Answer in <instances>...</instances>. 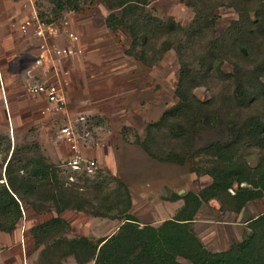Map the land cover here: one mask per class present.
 Instances as JSON below:
<instances>
[{"label":"trees","instance_id":"trees-1","mask_svg":"<svg viewBox=\"0 0 264 264\" xmlns=\"http://www.w3.org/2000/svg\"><path fill=\"white\" fill-rule=\"evenodd\" d=\"M49 1L56 15L84 10L96 0ZM97 1L109 10L108 27L128 31V53L151 65L174 49L180 61L178 101L147 124L145 136L136 143L161 162H191V171L211 176L212 182L198 192L166 197L182 199L184 206L160 225H141L136 215L127 213L113 234L70 238L65 234L71 225L59 214L75 209L105 216L90 197L91 189L99 191L101 185L87 178L86 188L80 190L82 184L70 182L34 143L14 150L0 172V230L13 232L24 215L22 201L32 200L36 210L53 207L58 213L31 229L36 246L43 247L44 264H59L68 255L79 264H264V212L248 219L250 233L245 238L221 251L207 248L194 229L199 209L212 199L227 213L240 212L264 196V0H184L195 12L187 26L155 15L148 9L153 0ZM223 4L235 7L239 18L216 36L214 11ZM197 86L214 87L213 98L200 99L194 92ZM196 127L223 128L229 138L192 151L191 131ZM253 147L261 150L257 166L247 160ZM121 186L131 201L127 185Z\"/></svg>","mask_w":264,"mask_h":264},{"label":"rangeland","instance_id":"rangeland-1","mask_svg":"<svg viewBox=\"0 0 264 264\" xmlns=\"http://www.w3.org/2000/svg\"><path fill=\"white\" fill-rule=\"evenodd\" d=\"M36 7L38 13L42 12L43 20L54 19L56 28L52 35L47 34L49 44L74 49L69 36L74 32L79 37L75 45L79 50L60 57L57 69L53 66L33 69L43 41L33 35V29L24 33L19 28L32 16L29 0H0V172L14 150L37 143L39 151L58 166L70 182L82 184L80 190L86 188L87 178L91 179L89 183L101 185L99 191L91 189L90 197L96 206H101L105 216L75 209L59 214L71 225V230L65 234L70 238L81 235L101 238L113 234L127 213L136 215L141 225H160L165 219L174 217L179 211L169 206L166 197L174 192H198L212 182V177L191 171L189 161L180 165L150 157L136 143V138H143L147 124L157 121L178 101L175 89L180 61L176 51H166L151 65L128 53L131 43L128 31L108 27L109 10L97 0L85 4L84 10H56V15L55 6L49 0H39ZM148 9L162 19L173 17L184 26L195 13L184 0H153ZM214 14L218 16L216 36L222 34L232 20L239 18L235 7L228 4L220 5ZM225 67L230 68L228 64ZM30 77L37 81L60 80L67 113L51 112L43 96L30 93L27 83ZM213 91L212 86H197L194 90L202 100L213 98ZM79 115L88 117L90 129L87 137L79 139L80 149L98 163L91 174L75 172L65 165L72 152L70 145L59 138L63 122L76 120ZM78 127L82 133L81 123ZM228 138L223 128L196 127L191 131L192 151ZM251 151L247 160L251 166H257L261 150L253 147ZM121 183L127 185L131 201ZM22 202L24 215L17 228L13 232L0 230V264H44L40 259L43 247L36 246L31 229L58 213L53 207L50 211H38L32 200ZM181 202L184 206L183 200ZM209 202L202 205V210L201 206L197 219L212 218L205 213V207L218 206L219 201ZM244 208L241 216L227 212L215 217L220 218L222 226L224 219H250L264 212V196L248 202ZM249 233L250 229L247 235ZM210 244L219 246L213 239ZM59 264L79 263L73 255H68Z\"/></svg>","mask_w":264,"mask_h":264},{"label":"built area","instance_id":"built-area-1","mask_svg":"<svg viewBox=\"0 0 264 264\" xmlns=\"http://www.w3.org/2000/svg\"><path fill=\"white\" fill-rule=\"evenodd\" d=\"M39 0H29L30 7L32 9L31 18H27L24 22L19 25L22 32L28 33L29 30L33 29V35L42 39L40 44L41 53L38 59L35 61L33 69L42 68L46 69L50 66L56 68V63L60 60V57H67L79 50L75 45L79 41V37L74 33L70 32V39L73 41L74 49L61 47L59 45L49 44L47 40V34H53L56 28L53 22H48L42 19V12L38 13L39 8L36 4ZM66 30V28H65ZM28 91L33 95H40L45 98L48 103V109L53 112L60 114L62 112L67 113V103L64 96L62 82L60 80L51 82L49 79L44 81L34 80L30 77L27 81ZM82 125V133L79 131L78 124ZM89 121L85 115H79L76 120L68 119L63 122L59 129V138L63 139L68 145L72 154L67 158L66 164L73 169L75 172H86L91 174L95 171L98 166L97 161L94 158L87 157L80 149L79 139L85 138L90 134L88 128ZM91 128V127H90ZM74 180V177H70ZM232 190V189H231ZM233 191V190H232ZM94 264V263H93Z\"/></svg>","mask_w":264,"mask_h":264},{"label":"crops","instance_id":"crops-1","mask_svg":"<svg viewBox=\"0 0 264 264\" xmlns=\"http://www.w3.org/2000/svg\"><path fill=\"white\" fill-rule=\"evenodd\" d=\"M2 90L4 91L3 88H2ZM5 95H6V92H4V98H5ZM181 201H182V199L176 200V201L167 200L166 202L169 204L170 207L176 208V211L178 212L183 208L182 207L183 204ZM209 204H210V202H209ZM212 206L213 207H211V208L208 206L205 207V213L211 214L212 218L209 217V218H204L206 220H199V219H197L198 218V215H197L196 219L194 220V229H195L196 233L198 234V236L205 243L207 248H209L212 251L225 250V249L229 248L233 242L241 241L243 238L246 237L247 232L249 230V227L247 225L248 218H244V220H240L239 219L240 217H239V218H235L231 221H228V220L223 218L224 220H222V221H225V222L222 226L220 218H217V219H219V220H217L215 217V215H218V217L222 216V212L220 210V205L218 204V206H216V205H212ZM203 208L204 207L202 206L201 210ZM245 210H246V208H243L242 211H240V212H229V214L232 213V214H237V215L241 216L244 214ZM214 237H216V238H214ZM212 239L214 241H217V244H219V246H215V245L212 246V244H210Z\"/></svg>","mask_w":264,"mask_h":264},{"label":"water","instance_id":"water-1","mask_svg":"<svg viewBox=\"0 0 264 264\" xmlns=\"http://www.w3.org/2000/svg\"><path fill=\"white\" fill-rule=\"evenodd\" d=\"M181 192H183V191H181Z\"/></svg>","mask_w":264,"mask_h":264}]
</instances>
